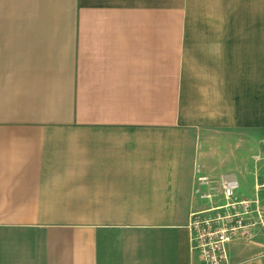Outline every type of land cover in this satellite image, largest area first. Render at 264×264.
Wrapping results in <instances>:
<instances>
[{
	"label": "crops",
	"instance_id": "obj_1",
	"mask_svg": "<svg viewBox=\"0 0 264 264\" xmlns=\"http://www.w3.org/2000/svg\"><path fill=\"white\" fill-rule=\"evenodd\" d=\"M221 176L264 181V0H0V264H203Z\"/></svg>",
	"mask_w": 264,
	"mask_h": 264
},
{
	"label": "built area",
	"instance_id": "obj_2",
	"mask_svg": "<svg viewBox=\"0 0 264 264\" xmlns=\"http://www.w3.org/2000/svg\"><path fill=\"white\" fill-rule=\"evenodd\" d=\"M202 184L218 186L225 204L191 216L192 248L203 264H229L228 245L236 239H251L253 229L264 222V205L259 193L264 182L256 185L255 199L238 195V180L221 176L218 180L200 178ZM213 201L212 194L202 195Z\"/></svg>",
	"mask_w": 264,
	"mask_h": 264
},
{
	"label": "rangeland",
	"instance_id": "obj_3",
	"mask_svg": "<svg viewBox=\"0 0 264 264\" xmlns=\"http://www.w3.org/2000/svg\"><path fill=\"white\" fill-rule=\"evenodd\" d=\"M209 180H211V179H209ZM264 182V181H263ZM204 185H206V184H204ZM210 187H213V188H218V186L216 185V184H213V185H209ZM250 186H251V184H250Z\"/></svg>",
	"mask_w": 264,
	"mask_h": 264
}]
</instances>
